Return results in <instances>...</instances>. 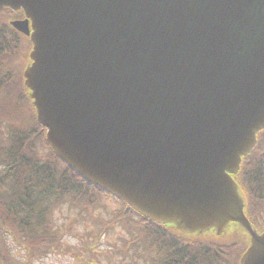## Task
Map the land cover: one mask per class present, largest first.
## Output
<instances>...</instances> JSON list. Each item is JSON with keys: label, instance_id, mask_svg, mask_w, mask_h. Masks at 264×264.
Instances as JSON below:
<instances>
[{"label": "water", "instance_id": "1", "mask_svg": "<svg viewBox=\"0 0 264 264\" xmlns=\"http://www.w3.org/2000/svg\"><path fill=\"white\" fill-rule=\"evenodd\" d=\"M31 42L23 84L53 152L181 233L264 228L233 175L264 130V0H0Z\"/></svg>", "mask_w": 264, "mask_h": 264}, {"label": "trees", "instance_id": "2", "mask_svg": "<svg viewBox=\"0 0 264 264\" xmlns=\"http://www.w3.org/2000/svg\"><path fill=\"white\" fill-rule=\"evenodd\" d=\"M22 16L21 10L0 8V97L14 101L12 111L21 112L10 119L7 116L0 133V238L8 235L30 258L39 257L59 244L51 219L56 208L66 206L92 214L103 206L102 198L107 197L118 209L111 219L104 221L101 230L106 232L121 224L132 234V242L139 245L138 259L127 264H236L245 245L238 232H234V240L223 242L218 238L223 233L215 235L213 229L205 234L208 237L190 236L178 232L171 224L153 222L116 196L86 182L53 152L23 85L22 72L29 61L31 43L10 24L11 19ZM22 38L24 43H20ZM22 45L27 47L22 53L24 66L16 73L11 60ZM263 139L261 130L256 147L242 158L234 175L246 197L250 217L260 214L258 209L264 205V150H260ZM39 148L45 149V153ZM128 248L129 241L118 247L123 259ZM0 264H27V261L16 260L0 244Z\"/></svg>", "mask_w": 264, "mask_h": 264}, {"label": "rangeland", "instance_id": "3", "mask_svg": "<svg viewBox=\"0 0 264 264\" xmlns=\"http://www.w3.org/2000/svg\"><path fill=\"white\" fill-rule=\"evenodd\" d=\"M20 43H24L23 38ZM26 49L27 47L20 46L17 50L18 52L15 53L14 58L11 60L16 73L21 72L24 66L22 53ZM14 105V101H7L0 97V133L4 131L7 116L10 119L14 114H21L19 111H12L14 110ZM261 143L260 150H264V139ZM39 150L45 153V149L39 148ZM102 202L103 206L95 209L92 214L81 213L66 206L56 208L52 213L51 219L52 228L60 238L59 244L50 252L39 257L30 258L22 247L8 235H3V238H0V244H4L9 254L16 260L27 261V264L133 263L135 259H138L137 252L140 251L138 242H132V234L118 223L106 232L101 230L104 228V221L111 219L118 209V205L110 198L103 197ZM258 211L260 213L259 221L263 222L264 205ZM254 218L257 221L255 213ZM208 235L212 236L213 234L209 233ZM202 236L208 237L205 234ZM218 238L222 239L220 241L223 242L234 240L235 234L232 226H228ZM125 241H129V248L127 255L124 257L125 259H123V256L118 252V247H122Z\"/></svg>", "mask_w": 264, "mask_h": 264}, {"label": "flooded vegetation", "instance_id": "4", "mask_svg": "<svg viewBox=\"0 0 264 264\" xmlns=\"http://www.w3.org/2000/svg\"><path fill=\"white\" fill-rule=\"evenodd\" d=\"M256 218H257V221L255 220L254 214H253V217L251 219L252 223L254 224L257 231H261L264 228V221L263 222L259 221V214L256 215ZM233 231L238 232L240 234L239 237L243 240V243L245 244L244 248L242 249L241 253L239 254V256L237 258L236 264H238L240 255L243 253V251L246 249V247L249 243V238L245 235V233H243L240 229H238V227H233Z\"/></svg>", "mask_w": 264, "mask_h": 264}]
</instances>
